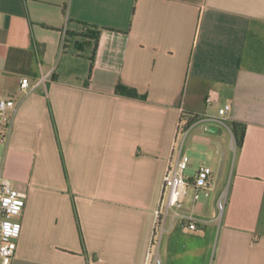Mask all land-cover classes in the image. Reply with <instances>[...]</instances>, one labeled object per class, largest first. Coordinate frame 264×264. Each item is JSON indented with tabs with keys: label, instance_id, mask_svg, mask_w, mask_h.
<instances>
[{
	"label": "crops",
	"instance_id": "1",
	"mask_svg": "<svg viewBox=\"0 0 264 264\" xmlns=\"http://www.w3.org/2000/svg\"><path fill=\"white\" fill-rule=\"evenodd\" d=\"M0 97L17 104L0 181L26 194L13 264H145L188 146L218 168L169 210L162 264H264V0H0ZM232 122L247 126L240 147Z\"/></svg>",
	"mask_w": 264,
	"mask_h": 264
},
{
	"label": "built area",
	"instance_id": "2",
	"mask_svg": "<svg viewBox=\"0 0 264 264\" xmlns=\"http://www.w3.org/2000/svg\"><path fill=\"white\" fill-rule=\"evenodd\" d=\"M48 77L39 78L36 86L44 82ZM20 88L24 92H30L35 85L30 78L24 76L20 81ZM206 101L208 104L218 103L220 101L219 93L211 90ZM232 104L226 102L218 110L220 117H225ZM17 111L15 100L0 97V137L8 130L7 125L11 118V112ZM183 133L187 130L182 129ZM183 147L180 148L176 158L171 159L163 179L164 191L168 195L163 206L164 197L160 207L156 210L154 229L150 240L149 249L146 255L145 264H162L160 256V244L163 232L165 230V220L169 210L180 206L183 199L189 194V188H194V200H198L203 192H208L213 186V170L208 165H202L196 175L190 178L187 171L190 166V157L183 153ZM165 193V192H164ZM227 191H224L217 201L219 213L222 215L227 206ZM26 205V194L15 188L11 181L1 178L0 181V264H13V259L17 251L18 240L22 233V222L19 216L22 215ZM186 219H191L183 215ZM191 229H197L196 223L190 224Z\"/></svg>",
	"mask_w": 264,
	"mask_h": 264
},
{
	"label": "trees",
	"instance_id": "3",
	"mask_svg": "<svg viewBox=\"0 0 264 264\" xmlns=\"http://www.w3.org/2000/svg\"><path fill=\"white\" fill-rule=\"evenodd\" d=\"M83 35H87V36H90L89 34H86L85 32L83 33ZM91 37L93 38H96L97 39V42L99 41V38H100V30H97V29H93L92 31V34H91ZM78 46L79 47H82L83 44L82 43H78ZM95 61V53L92 57V68H93V63ZM91 68V70H92ZM117 91L119 93L121 92H127L130 96H139L138 92L133 89V88H129L123 84H120L117 88ZM199 119V116H195L193 117L192 119H190L185 125H184V130H188V128L195 122ZM230 127L233 131V134L235 136V140H236V143H237V147H240L242 146L243 142H244V138H245V133H246V125L243 124V123H240V122H232L230 124Z\"/></svg>",
	"mask_w": 264,
	"mask_h": 264
},
{
	"label": "rangeland",
	"instance_id": "4",
	"mask_svg": "<svg viewBox=\"0 0 264 264\" xmlns=\"http://www.w3.org/2000/svg\"><path fill=\"white\" fill-rule=\"evenodd\" d=\"M180 137H182V135H180ZM180 140H181V138H179V140H178V145H177L176 151H178ZM205 151L203 148L189 149V146L186 147L184 154L188 155L190 157V166H189V169L187 171L188 173L192 172L191 170L193 168L200 167L203 164L209 165L213 170H216V168H218L217 161L214 159L209 160L207 155H205ZM189 192L191 193V190H189ZM204 199H205V197L203 196L201 200L203 201Z\"/></svg>",
	"mask_w": 264,
	"mask_h": 264
},
{
	"label": "water",
	"instance_id": "5",
	"mask_svg": "<svg viewBox=\"0 0 264 264\" xmlns=\"http://www.w3.org/2000/svg\"><path fill=\"white\" fill-rule=\"evenodd\" d=\"M207 129L210 130V131H212V132H217V131L219 130L218 127L213 126V125H209V126L207 127Z\"/></svg>",
	"mask_w": 264,
	"mask_h": 264
}]
</instances>
